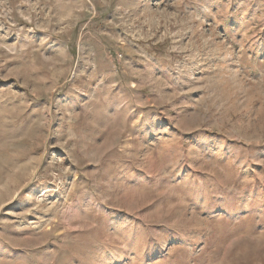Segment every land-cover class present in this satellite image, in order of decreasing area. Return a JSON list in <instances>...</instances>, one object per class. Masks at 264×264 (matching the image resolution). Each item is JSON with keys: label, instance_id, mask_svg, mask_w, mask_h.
<instances>
[{"label": "rangeland", "instance_id": "374dc122", "mask_svg": "<svg viewBox=\"0 0 264 264\" xmlns=\"http://www.w3.org/2000/svg\"><path fill=\"white\" fill-rule=\"evenodd\" d=\"M0 264H264V0H0Z\"/></svg>", "mask_w": 264, "mask_h": 264}]
</instances>
